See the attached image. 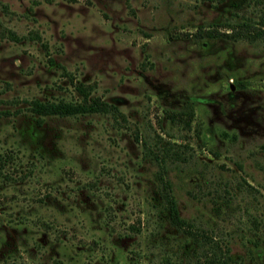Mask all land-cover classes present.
I'll return each instance as SVG.
<instances>
[{"label":"rangeland","instance_id":"rangeland-1","mask_svg":"<svg viewBox=\"0 0 264 264\" xmlns=\"http://www.w3.org/2000/svg\"><path fill=\"white\" fill-rule=\"evenodd\" d=\"M79 84L125 120L34 124ZM0 102V264H193L157 145L182 216L264 264V0H0Z\"/></svg>","mask_w":264,"mask_h":264},{"label":"trees","instance_id":"trees-1","mask_svg":"<svg viewBox=\"0 0 264 264\" xmlns=\"http://www.w3.org/2000/svg\"><path fill=\"white\" fill-rule=\"evenodd\" d=\"M223 35L235 40L240 39L239 32ZM206 37L215 38L217 36L209 33ZM75 90L81 98L78 102H66L63 100L57 103L42 102L40 100L30 102L29 109L35 117L34 124L37 127H42L46 118H82L93 115H110L116 121L119 118L125 120V116L117 106L103 101L99 97H93L94 88L92 86L79 84L75 86ZM1 114L2 112L0 111ZM157 148L160 153L154 150H151V153L160 164V167H162V171L159 177L160 189L153 196L154 206L162 208L159 213L160 218L167 222L173 231L186 235L187 242L183 247V255L188 256L190 260L192 259L194 261L193 264H240L239 258L234 256L232 249L227 244L219 241L214 236V232L198 228L193 222L182 216L179 204L172 190V184L169 180L165 179L167 160L172 159V161H177L180 159V156L169 145H157ZM262 149L264 150V146ZM138 231L140 230L137 229ZM253 250L256 253L259 251L264 253V249L259 243H256ZM167 263L172 264L171 260H168Z\"/></svg>","mask_w":264,"mask_h":264}]
</instances>
